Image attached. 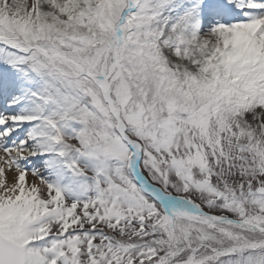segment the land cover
I'll use <instances>...</instances> for the list:
<instances>
[{"label": "snow or ice", "instance_id": "obj_1", "mask_svg": "<svg viewBox=\"0 0 264 264\" xmlns=\"http://www.w3.org/2000/svg\"><path fill=\"white\" fill-rule=\"evenodd\" d=\"M0 264H264V0H0Z\"/></svg>", "mask_w": 264, "mask_h": 264}]
</instances>
